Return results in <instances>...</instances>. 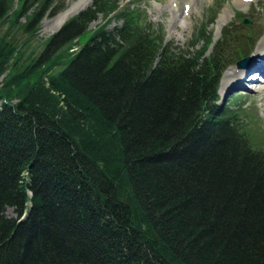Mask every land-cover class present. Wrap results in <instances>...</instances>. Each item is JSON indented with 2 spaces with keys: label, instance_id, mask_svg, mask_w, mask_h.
Segmentation results:
<instances>
[{
  "label": "trees",
  "instance_id": "16d2710c",
  "mask_svg": "<svg viewBox=\"0 0 264 264\" xmlns=\"http://www.w3.org/2000/svg\"><path fill=\"white\" fill-rule=\"evenodd\" d=\"M58 1L0 0V264H264V149L218 97L262 32L181 48L92 0L31 58Z\"/></svg>",
  "mask_w": 264,
  "mask_h": 264
},
{
  "label": "rangeland",
  "instance_id": "374dc122",
  "mask_svg": "<svg viewBox=\"0 0 264 264\" xmlns=\"http://www.w3.org/2000/svg\"><path fill=\"white\" fill-rule=\"evenodd\" d=\"M132 5L139 10V17L142 20H148L154 24H160L164 28L165 41L172 42L181 48H184L191 39L196 27L204 24L205 21L212 19L214 22L207 28L208 34L211 35L212 42H216L223 27L231 23H236V28L246 39L247 33H255L258 29L264 30V0H120ZM82 0H59L57 12L53 15L46 14L41 20L38 32L29 42V49L26 55L31 58L38 55L44 48V43L55 34L61 26L70 18L85 10L81 9ZM91 4V3H90ZM63 6V7H62ZM261 8V9H259ZM62 9L61 12H58ZM67 11V12H66ZM67 14L68 18L60 25V17ZM247 19L249 25L242 27L241 20ZM25 19L20 17L16 25L23 23ZM55 21V22H54ZM102 22L101 17L91 23L88 30H93ZM221 28V29H219ZM8 30V23L0 25V36ZM262 32V30H261ZM264 35V33H263ZM8 37H14L17 42L23 39L24 35L12 28ZM86 41V36H82L81 42ZM255 48V46H254ZM253 48V49H254ZM211 47L207 52H210ZM241 62V61H240ZM237 65L231 64L222 74L218 88V97L221 104L226 105L234 98L241 97L245 101L242 111L246 117L245 123L250 135L251 142L257 148L264 149V78L255 77L257 82L252 87L253 82L247 84V87L240 90L229 89L220 90L221 82L224 75ZM252 77V76H251ZM9 216L12 215L8 211Z\"/></svg>",
  "mask_w": 264,
  "mask_h": 264
},
{
  "label": "bare ground",
  "instance_id": "6f19581e",
  "mask_svg": "<svg viewBox=\"0 0 264 264\" xmlns=\"http://www.w3.org/2000/svg\"><path fill=\"white\" fill-rule=\"evenodd\" d=\"M237 1H244V0H237ZM247 1V0H246ZM91 0H82L81 9L90 5ZM67 12V11H66ZM68 18L67 14L62 15L60 19V25L64 23V21ZM55 22V21H54ZM221 29V28H219ZM263 30L258 29L257 31ZM252 76V77H251ZM263 77L264 78V35L258 40L254 51L252 54L246 58V61L241 64L240 66H236L234 69H231L227 72L221 82L220 90L225 89V91L232 89V90H244L247 87V84L253 82V86L256 85L255 82L257 80L255 77Z\"/></svg>",
  "mask_w": 264,
  "mask_h": 264
},
{
  "label": "water",
  "instance_id": "95a60500",
  "mask_svg": "<svg viewBox=\"0 0 264 264\" xmlns=\"http://www.w3.org/2000/svg\"><path fill=\"white\" fill-rule=\"evenodd\" d=\"M243 24L248 25V20H244V21H243ZM245 61H246V59L243 60V61H241V62H239L237 65L240 66V65L243 64Z\"/></svg>",
  "mask_w": 264,
  "mask_h": 264
}]
</instances>
